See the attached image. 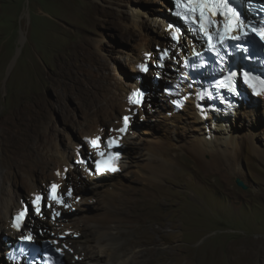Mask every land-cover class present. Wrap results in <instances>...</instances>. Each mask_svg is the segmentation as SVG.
Masks as SVG:
<instances>
[{"label": "rangeland", "instance_id": "374dc122", "mask_svg": "<svg viewBox=\"0 0 264 264\" xmlns=\"http://www.w3.org/2000/svg\"><path fill=\"white\" fill-rule=\"evenodd\" d=\"M168 9L167 0H0V114L9 116L14 108L19 107L20 113L12 120V125H15L12 132L27 142H33L41 134L42 126L50 122L55 130L49 152L54 151L52 154L57 158L61 149L68 147L74 138L81 139L76 125L83 120L84 107L90 108L97 101L103 103L102 87L117 81V72L135 77L137 70H133L130 62L138 52L142 54L139 43L149 38L154 51L158 52L162 45L157 44L156 40L168 42L169 35H161V18L160 21L154 19L158 14L166 13L169 16ZM185 37L178 47L172 48L173 55L167 59L164 69L168 72L163 73L162 81L166 80L171 69L178 66V49L187 46L184 44ZM150 59L151 69L143 77L141 85L147 88L148 95L151 92L156 98L161 96L160 86L154 84L150 89L146 84L156 74L153 57ZM148 101L150 99L147 98ZM253 102L261 109L254 115L239 114L233 123L242 138L243 150L239 165L233 167L230 186L225 188L216 172H192L187 168L190 158L179 150L171 149V153H177L175 166L167 178L151 187V199L143 201L145 197L142 191L136 195L139 200L137 209L130 213L129 220L120 224L121 232L125 235L123 239L119 237L120 243L124 239L142 238L141 234L164 239L161 246L171 248V263L179 260V264L184 263L187 255L191 264H246L247 260H231L229 246L234 243L239 248L256 246L260 257H264V253L260 252L264 242V102ZM143 109L147 110L148 105L145 104ZM115 112L117 116L122 115L118 108ZM112 114L110 112L109 116L104 117L101 114L99 117H102L103 128L108 133H112ZM159 115H163L161 112L156 117L164 120ZM178 120L175 127L165 120L161 122L162 129L158 130L147 122L149 131H139L138 134L130 129L132 133L128 132L127 140L136 142L131 145L135 147L131 160L136 158L141 141H150L151 137L155 139L156 136L159 138L160 135L156 134L163 135L157 131L173 133L179 142L187 140L193 120L191 117L189 122L182 118ZM171 127L175 130L169 129ZM249 138L253 143L249 142ZM125 147L126 143L123 150ZM73 157L74 154L71 161ZM140 162L143 163L142 160ZM133 167L129 165L121 173L131 187H140L139 178L132 175ZM20 171L19 168L15 170L13 179L19 184V200L27 202L31 197L25 189L24 175ZM240 171L242 174H239ZM77 172L89 190H99V186L92 189V181L84 178L80 170ZM66 175L68 177L63 180L68 182L69 171ZM40 176L37 181L43 179ZM236 179L242 181L245 188L238 186ZM71 186L74 188V185ZM42 187L45 190V186ZM74 194L73 199L78 195L75 189ZM102 204L96 201L90 208L96 213L99 210L97 207ZM43 218L28 217L45 221ZM36 230L43 235L50 234L46 225L30 231ZM73 235L72 238L75 237ZM75 240L82 243L80 237ZM62 248L66 263L70 264L72 248ZM128 258L129 255L124 256L111 264H120ZM100 259L99 255H89L86 261L87 264H95ZM84 260L79 261L84 263ZM0 264H3L1 260Z\"/></svg>", "mask_w": 264, "mask_h": 264}, {"label": "bare ground", "instance_id": "6f19581e", "mask_svg": "<svg viewBox=\"0 0 264 264\" xmlns=\"http://www.w3.org/2000/svg\"><path fill=\"white\" fill-rule=\"evenodd\" d=\"M159 18H161L163 28L161 35H169L168 31L165 29V25L166 19H170V16L163 13L155 16L154 19L160 21ZM185 38L184 44L191 42L190 37L186 36ZM156 42L164 48H170L171 53H173L170 41L167 42L157 39ZM151 45L152 41L149 38L139 43V50H141L142 54L138 52L137 55L131 57L130 63L133 70L137 69V64L143 62L147 52H150L153 57V65L157 63L158 53L154 51ZM189 49L190 47L188 45L179 47L178 50H180V52L178 55L180 59L183 53L189 51ZM242 58L245 62L246 59L243 57V54L241 55V59ZM167 72L168 70L166 72L156 71V73L160 75ZM117 74L120 77L116 79L117 81L112 85L102 87L101 91L103 92V96L100 95V97L102 96L103 103L97 101L95 103L93 102L94 105L90 108L84 107L83 120H80L76 125L81 133V139H71V145L69 144L64 150L60 148L61 151L57 158L52 154L54 151L49 152V145H51L53 139L52 134L55 130V127L53 128L50 126V122L42 126L41 134L36 141L27 142L22 137H18L15 132H12V128L15 126L12 125V120L17 118L20 113L19 107L14 108L9 116L5 113L0 114V235H8L12 238L23 237L31 232L30 230L34 227L39 229L42 225H46L47 232L50 233L48 235L51 236L59 247L70 246L72 248L70 264H87L86 259H88L89 255H99L100 258H102L100 261H96L95 264H111L113 261L119 260L127 255H129V258L120 264H179V260L171 263V248L168 246H161L164 239L160 240L154 237H146L141 234L142 238L124 239L121 240L124 242L120 243L119 237L123 239L125 236L120 229L121 222L127 219L129 220L131 217L130 213L137 209L139 200L136 198V195L140 191L143 192L145 197L143 201L151 199L153 196L151 187L160 183V181L167 178L171 173L172 167L175 166L174 164L177 162L175 161L177 153H171V149L179 150L190 158V165L187 168L192 172L195 170H203L205 173L216 172L225 188L230 186L234 173L233 167L239 165L238 161L243 150L242 138L233 123H235L239 114L245 116L254 115L255 112L261 108L253 101L260 100L264 102V97L254 98V100L252 99L250 102L238 105L234 111L229 113H221L220 111L211 113L210 104L203 101L200 103L204 106L206 113H200L196 109L198 102L194 100L192 103L188 101V104L182 111H179L171 117L160 115L164 120L162 118H155V123L151 124L155 130H158V128L162 129L161 122H165V120L174 124L175 127L177 126V122H179L178 118L185 119L189 122V117H191L193 120L191 121L193 122L192 131L188 139L179 142L177 139L178 137H174L173 133L169 134L167 131H157V133L162 132L163 135L156 134L158 136L160 135V137L158 138L156 136L155 139H151V137L150 141H141L139 143L140 150L136 158L131 160L132 154L135 152L133 151L135 147L131 145L136 142L128 141L127 138L129 137L126 135L122 139V144L124 146L126 143V147L122 151L121 170L117 173H112V175H103L104 177L101 178L103 179L101 181L92 182V184H90L92 189L99 186V190L94 192L83 185L81 177L77 172V170L82 171L83 169L81 166H76L73 163V158L76 159L78 152L83 151L84 137L101 138L104 136L107 138L109 136L119 135L121 115L117 116L115 109H120L123 115L127 113L132 114L133 111L127 112L128 104L126 103V95L132 87L143 84L142 81L144 80L143 78L142 81L137 82L135 80L136 76L133 78V76L128 73L121 74L117 72ZM146 84L150 89L155 86L152 80L146 81ZM154 97L150 92V94L146 96L144 104L138 108V110L140 109L141 119H145V113L150 114L152 112V106H158L160 108L166 107L165 101L162 100V95L156 98ZM147 98L150 99V101L146 102ZM145 104L148 105L147 110L143 109ZM183 111H186V114H183ZM110 112L114 114V116L113 114L111 115L112 133H108V130L103 128L105 124L100 120L102 117L99 118L101 114H103V117L109 116ZM109 120L110 119H108V121ZM149 120L151 121L152 118ZM76 126L74 125V127ZM145 126L146 125H143L140 132L149 131L150 127ZM174 127L169 129L175 130ZM130 129L131 128H129V130ZM251 132L252 131H250V133ZM134 135L135 134H133V136ZM248 135L246 134V136ZM33 137H35V135ZM248 140L253 143V140L250 141V138ZM54 147L57 148L58 146ZM253 152L257 151L253 150ZM73 154L74 157L71 161V156ZM141 156L143 157L141 158ZM141 160L143 163L140 162ZM129 165L134 166L132 175L139 178L141 182L140 187H131L129 185L130 182L127 181L126 177L121 173L125 170V167L127 168ZM17 168H19L22 175H24V186L30 197H32L35 192H39L43 188L42 186H45L46 189L47 185L50 183L61 182L63 186H66H64V189H66L67 186L71 187V185H74V189L76 193H78L77 196L81 194L79 201L75 202L72 197L70 199L71 206L63 210L61 219L52 220L45 216H43L44 218L41 217L45 219V221L25 218V220L20 223V230H14L11 227V214L19 208V199L21 198V192L18 190L19 184L13 179V174ZM68 171L70 173V179L66 182L63 180V175ZM239 174H242V172L240 171ZM39 175H41L40 179H43L37 181ZM123 177H125V182H123ZM85 178L91 182V176H85ZM96 201H100L103 204L97 207L99 210L95 213L90 206L94 205ZM74 214L77 216L74 217ZM58 233L64 234L63 238L57 239L56 236H53V234ZM73 234H75L74 238L71 237L74 236ZM78 236L81 238L82 243L75 240ZM234 244L235 245L229 246V249L232 251L230 255L232 261L239 259L247 260L246 264H264V257H260L258 254L259 250H257L256 246L253 248L247 246L239 248L238 244ZM100 246L102 248H99ZM262 247L260 252L264 253V242L262 243ZM62 249L64 250V248ZM72 254L74 256H72ZM178 256L182 258L181 255ZM186 257L183 264H191V260ZM81 259H85L84 263L79 261Z\"/></svg>", "mask_w": 264, "mask_h": 264}, {"label": "clouds", "instance_id": "9594fccd", "mask_svg": "<svg viewBox=\"0 0 264 264\" xmlns=\"http://www.w3.org/2000/svg\"><path fill=\"white\" fill-rule=\"evenodd\" d=\"M167 2H168V6H169V9H168V13H169V16H170V19L169 20H166V25L168 24V23H171L170 21H173L174 22V17H173V15H171V0H167ZM175 23V22H174ZM166 25H165V29H166ZM167 31H168V33H169V37H168V41H170V43H171V38H170V32H169V30L168 29H166ZM185 33H187L186 32V30H184V34L183 35H181L180 36V40H179V44H180V42H181V40H182V38H184V36H186V35H188V34H185ZM178 44V45H179ZM171 46V45H170ZM163 49H169L170 50V54H169V57L170 56H172L173 54H171V49L170 48H164L163 46H161L160 48H159V51L157 52L158 54H157V57L159 56V53L163 50ZM148 53H150V52H148ZM148 53H146L145 54V58L147 57L146 55L148 54ZM152 56V55H151ZM150 56V57H151ZM168 57V58H169ZM174 58H175V56H173ZM144 58V59H145ZM168 58H166V63H165V66H164V68H163V70H161V71H159L158 70V68L155 66V64H154V68L153 69H155V71H159V72H162V71H165L164 69L166 68V65H167V59ZM151 61V59H149L148 60V62H147V65H148V70H147V72L146 73H143L139 68H138V65H143V64H145V62H144V60H143V62L142 63H139V64H137V74L135 75V76H137V75H139V76H141V81H142V79H143V77L150 71V69H151V67H150V65H149V62ZM157 62H158V58H157ZM157 74H159V73H157ZM171 74H172V69L169 71V75L166 77V80L164 81H162V75H160L161 76V78L159 79V81H158V84L157 83H154V78L152 79V82L155 84V85H157V86H160V93H161V95H162V100L164 101V96H163V89H164V87H167V85L169 84V80H171ZM136 80V79H135ZM137 81V80H136ZM137 82H140V81H137ZM136 86H138L139 88H141L142 89V91H144L145 92V96H144V100H143V103L142 104H144V102H145V98H146V96L148 95V90H147V88H145L143 85H136ZM135 86V87H136ZM135 87H132V88H135ZM131 90V89H130ZM129 90V91H130ZM129 93V92H128ZM128 93H127V95H126V103L128 104V106H127V112H130V111H133V113L132 114H130V113H127V114H129L130 115V118H129V120H130V122H131V124H130V126H128V128H127V130H126V132L124 133V135H122V137L120 138V142H121V147H122V150H123V144H122V139L128 134L127 132L129 131V128H131V129H134L135 130V132L138 134V132H139V130L140 129H142L143 128V125H146V123L148 122V125L149 126H151V124L153 123V121H154V119L155 118H157L156 117V115L158 114V113H162L163 111H166V110H169V106L166 104V102H165V104H166V107H164V108H160V107H158V106H152V112L150 113V114H148V113H145V119H141L140 118V112H139V110H138V108H140L141 106H137V105H133L132 103H129L128 101H127V96H128ZM163 114V113H162ZM123 115V114H122ZM122 115H121V118H122ZM135 115H137L136 116V119H135ZM164 115V114H163ZM160 116V115H159ZM138 118V119H137ZM140 118V119H139ZM151 119L152 118V122L149 120V119ZM156 121V120H155ZM155 121H154V123H155ZM121 125H122V120H121ZM121 125H120V128H121ZM145 127H147V126H145ZM154 128V127H153ZM137 129H138V131H137ZM120 134H122L121 133V131L119 130V135ZM110 137V136H109ZM109 137H107V138H109ZM100 138V137H99ZM107 138H104V139H102V138H100L99 140H100V142H104ZM84 142V141H83ZM85 143V142H84ZM87 148H86V144H85V146H84V149H83V151L81 152V154H83L81 157H84L85 156V154L87 153V150H86ZM85 159V158H84ZM120 166H121V164H120ZM119 166V167H120ZM120 170H121V168H120ZM119 170V171H120ZM118 171V172H119ZM114 173H117V172H114ZM105 174H107V175H112V174H109V173H104V174H100V175H98V179H101L102 177H104L103 175H105ZM84 177V176H83ZM67 178V177H66ZM85 178V177H84ZM68 187V186H67ZM70 187V186H69ZM61 188L63 189L64 188V186L62 185L61 186ZM71 188H72V186H71ZM41 190H43V189H41ZM40 190V191H41ZM73 194H74V188H72V196H73ZM75 197H77V196H75ZM74 197V198H75ZM79 197V196H78ZM72 198V197H71ZM74 200V199H73ZM28 204H29V212H28V215H27V217L26 218H28L29 216H31L32 218H35V217H37L38 218V216L36 215V214H34V212H33V210H32V212L30 211V209H31V207H30V205H31V200L29 199L28 201ZM54 206V208H57V206L56 205H53ZM17 211V210H16ZM15 211V212H16ZM14 212V213H15ZM43 212H46V214H44V216L45 217H47V216H49L50 218H52V216H51V214H50V212L49 211H47V209H46V207H45V209L43 210ZM53 219V218H52ZM56 220H57V218H55ZM39 230V229H38ZM31 233L33 234V238H34V241L35 242H37V239H39L40 237H44V236H46L47 238H50L51 240H53L52 238H51V236H49V235H43V234H41V233H38V231L36 230V232H33V231H31ZM53 236H56V234H53ZM58 239V238H57ZM0 260H1V262H2V258H0Z\"/></svg>", "mask_w": 264, "mask_h": 264}, {"label": "snow or ice", "instance_id": "6c2138e0", "mask_svg": "<svg viewBox=\"0 0 264 264\" xmlns=\"http://www.w3.org/2000/svg\"><path fill=\"white\" fill-rule=\"evenodd\" d=\"M175 4L177 6L181 5L182 3H184L186 5V7L183 9L184 11V15L185 18H187L189 15L196 17V14L199 13V16L197 17L198 22L200 23L201 26V30L204 31L205 25L203 23L204 21V17H205V13L211 9L213 11V13L215 15H224L226 18L229 17H235L238 19L239 17V13L237 11V9L235 7L232 6V4L230 3V0H174ZM177 15H180V12H177ZM212 24V21L209 20L208 21V26L210 27ZM227 28V25L225 26ZM237 27H243V23L242 22H238ZM252 31L254 33H256V35H258L260 37L261 40H264V30L261 31H257V29L253 28ZM208 33L205 31V35H207ZM233 39H237V37H232ZM211 39V38H209ZM141 68H143V65H140ZM235 75V74H234ZM249 74L248 73H244V76L247 77ZM245 83L249 84L250 87L253 88V90L255 91L256 86L254 84L251 83V81H249L248 79H245ZM261 84H264V81H261ZM259 94V93H257ZM125 121V127L127 126V122H128V117L124 118ZM125 129L121 128L120 131L123 132ZM100 138L97 137L96 140H93L91 143L93 144V146H96L97 141ZM109 144H111V140H109ZM101 155H103L101 153ZM97 167L99 169L100 167V162L97 161ZM112 170H115V168H113ZM53 189H55L57 186L53 185L52 186ZM40 197H37V200H39ZM35 203V201H34ZM37 211H39V209H37ZM21 216L23 215V213L20 214ZM16 227H18L19 225H14Z\"/></svg>", "mask_w": 264, "mask_h": 264}, {"label": "water", "instance_id": "95a60500", "mask_svg": "<svg viewBox=\"0 0 264 264\" xmlns=\"http://www.w3.org/2000/svg\"><path fill=\"white\" fill-rule=\"evenodd\" d=\"M236 184L238 185V186H240L241 188H245V185L243 184V182L242 181H240L239 179H236Z\"/></svg>", "mask_w": 264, "mask_h": 264}, {"label": "trees", "instance_id": "16d2710c", "mask_svg": "<svg viewBox=\"0 0 264 264\" xmlns=\"http://www.w3.org/2000/svg\"><path fill=\"white\" fill-rule=\"evenodd\" d=\"M172 24H175L173 21H170ZM81 159H84V157H81Z\"/></svg>", "mask_w": 264, "mask_h": 264}, {"label": "flooded vegetation", "instance_id": "af4514ba", "mask_svg": "<svg viewBox=\"0 0 264 264\" xmlns=\"http://www.w3.org/2000/svg\"><path fill=\"white\" fill-rule=\"evenodd\" d=\"M78 237H79V236H78ZM78 237H77V238H78Z\"/></svg>", "mask_w": 264, "mask_h": 264}]
</instances>
